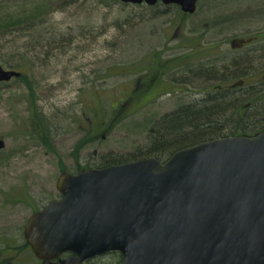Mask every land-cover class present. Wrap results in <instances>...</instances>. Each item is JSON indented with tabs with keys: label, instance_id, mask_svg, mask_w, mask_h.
I'll return each instance as SVG.
<instances>
[{
	"label": "rangeland",
	"instance_id": "obj_1",
	"mask_svg": "<svg viewBox=\"0 0 264 264\" xmlns=\"http://www.w3.org/2000/svg\"><path fill=\"white\" fill-rule=\"evenodd\" d=\"M37 10L43 15L32 24H21L25 29H10L0 35V62L7 69L25 73L32 80L36 97V102L30 103L31 92L21 80L0 83L1 264L28 261L27 254L20 255L26 247L21 245V251L15 253L19 248L6 247L4 237L16 234V228L32 215V209L60 199L56 186L62 172L58 156L28 134L34 107L47 118L55 148L69 173L75 174V157L82 165L95 168L103 155L121 156L146 145L155 118L183 104L201 105L199 82L193 81L190 93H185L189 96H164L142 110L108 119L111 106L121 102L122 110L134 88L136 76L124 74V68L146 60L145 54L153 46L166 44L167 36H174L177 43L178 37L197 35L204 28L199 24L203 16L212 24L205 28L207 84L245 80L234 92L203 91V103L219 96L222 109L227 108L226 120L220 121L219 127L230 132L236 124L232 112L241 111L242 105L243 112L251 117L256 108L261 111L264 107V82L249 85L264 74V38L238 48L230 43L236 38L264 36V0H203L177 37L171 12L112 0H0V21L5 22L4 16L9 14H33ZM217 33L223 38H215ZM175 43L166 46L174 48ZM232 58L236 59L238 72L234 77L226 74ZM249 101L259 103L249 105ZM83 135L84 140L92 138L93 143L75 154L74 146ZM91 264L99 263L92 260Z\"/></svg>",
	"mask_w": 264,
	"mask_h": 264
},
{
	"label": "water",
	"instance_id": "obj_2",
	"mask_svg": "<svg viewBox=\"0 0 264 264\" xmlns=\"http://www.w3.org/2000/svg\"><path fill=\"white\" fill-rule=\"evenodd\" d=\"M120 1L193 13L198 0ZM20 76L0 62V83ZM56 186L61 198L25 227L39 259L69 253L54 264H84L119 252L121 264H264V131L207 140L165 161L63 171Z\"/></svg>",
	"mask_w": 264,
	"mask_h": 264
},
{
	"label": "trees",
	"instance_id": "obj_3",
	"mask_svg": "<svg viewBox=\"0 0 264 264\" xmlns=\"http://www.w3.org/2000/svg\"><path fill=\"white\" fill-rule=\"evenodd\" d=\"M115 2H120L119 0H112ZM122 3V2H120ZM43 15V11H38L36 13H29L21 11L18 14H9L4 16V21H0V35L6 34L11 31L14 32L17 28L25 29L24 26H21L24 22L31 23L34 20H37V17ZM27 26V25H26ZM258 38H264V36L254 35ZM126 66L125 72L126 74H134L137 73L138 68L137 64L133 65V68H127ZM17 80H21L26 84L28 89L30 90V94L32 99L30 103L36 102V97L34 98L32 80L22 72L21 76L15 78ZM264 92V91H263ZM131 95H135L134 91H131ZM136 98V97H135ZM129 99L126 98V102ZM222 102L219 96L211 97L208 102H204L201 105H191L182 110L177 111L176 113L166 115L164 118L159 119L157 122L153 123L150 126V130L148 133V142L146 145L139 146L134 150L122 154L121 156L116 153H109L107 155H103L102 161L95 168L104 167L112 164H120L128 161L137 160L145 157H156L160 161L168 159L174 152L180 150L187 146H192L203 142L208 139L221 137V136H236V135H248L254 136L264 130V107L261 111H258L260 107L256 108L255 116L251 119V116H248L247 113L241 110L238 114H236L237 110L232 112L233 119H235L236 123L233 129L230 132H227L224 128L219 127L220 121H225L227 113V108L222 109ZM257 101L256 104H258ZM121 102L116 103L111 106V113L108 119L119 117V113L121 111ZM233 104V101L231 102ZM234 106V105H233ZM258 106V105H257ZM138 102H135L131 106H124L122 108L121 115H127L130 112H134L137 110ZM116 110V112H115ZM231 108L228 109V111ZM115 112V113H114ZM243 112V113H242ZM129 116V115H128ZM128 116L121 119L117 124L122 123ZM232 119V120H233ZM29 136L31 138L36 139L42 145H44L49 151L55 153L59 159V167L61 171H68V168L62 163V156L57 152L55 148V144L49 131L48 120L45 116H42L34 107L33 116L30 119L29 126ZM93 143V139L86 138L84 140L83 137L78 140V142L74 146V153L77 154L83 148ZM169 153V154H168ZM75 171L74 173L82 172L88 168H91L90 165H82L80 163L79 157H75ZM95 260L99 264H121L123 261V256L119 252H110L106 255L99 256L93 258L84 264H91V261Z\"/></svg>",
	"mask_w": 264,
	"mask_h": 264
},
{
	"label": "flooded vegetation",
	"instance_id": "obj_4",
	"mask_svg": "<svg viewBox=\"0 0 264 264\" xmlns=\"http://www.w3.org/2000/svg\"><path fill=\"white\" fill-rule=\"evenodd\" d=\"M201 1L203 0L197 1L196 10L193 13L184 12L182 8L177 4H165L162 1H158L154 5H149L146 2L135 5L146 6L148 8H155L158 9L159 11L166 13L171 12L173 15V17L171 18V24L173 25L174 29L177 30L176 33H174L175 37H177V34L182 31V28L186 29L187 27L186 21L192 16H194V14L197 12L198 6ZM204 7L205 5H203V8ZM199 24L201 27L203 24L204 28L201 31H198L197 35L184 37V38L178 37L177 43H175L176 38H173L174 36L173 37L167 36L166 38H164L166 44L161 43L158 46H153L149 50V52L145 54L146 56H148V58L146 60L144 59L145 61L142 60L141 61L142 63L139 62L137 64L138 71L137 73L134 72V75L136 76L137 80L135 79V82L132 85V87L134 88L131 91H134L135 95L137 96L131 95L130 100L129 101L127 100L128 102H126L124 106L129 107L133 105L135 102H138L137 110H142L147 106L154 104L164 96H170L174 98L181 94L190 93L189 88L192 87L193 81L199 82V90L202 94L200 101L202 104L203 91L209 92V89H215L216 91L234 92L238 84L245 83V80H241L240 82H237L238 80L237 81L233 80L231 82L226 81V82H219L218 84H211V85L207 84L205 72L207 67L206 61L208 59L207 58L208 56L206 54V51L208 50V45L206 46L208 40V33L205 28L210 27L212 24L204 16H203V23L201 21ZM219 35H220L219 38L222 39L223 35L221 33H217V35L214 37L217 38V36ZM215 38H213L212 40H214ZM242 39L244 38L232 39L230 41L232 48L247 46L248 44L257 41L258 37L256 36L250 37V39L252 40L249 42L245 39L244 40ZM202 41H203V45L201 44ZM170 42H174L176 44L175 46H173L174 48H169V46H166L169 45ZM215 45L217 47L219 43L216 42ZM212 48L214 47H211V49ZM195 53L197 54V56ZM232 59H233V63L226 65L227 67L226 70H228L226 71V74L230 73L234 77L237 72V67L235 65L236 59L235 58ZM194 70L197 72L196 74L193 73ZM221 76H223V74H221ZM107 77L110 78L111 75ZM263 82H264V74L262 75V79H260L258 82L253 81L250 82L249 85L254 87L256 86L255 85L256 83H263ZM185 96H189V95L185 94ZM251 99L252 98H250V101ZM250 101H249V105L256 104V103L250 104L251 103ZM189 105L190 104L188 105L183 104L182 106H178L176 109L162 115L161 117L155 118L156 120H154L153 123L157 122L159 119L164 118L166 115L176 113L177 111L182 110L188 107ZM242 107L243 108L241 109L244 111L245 108L244 105H242ZM239 108L240 106L238 102L237 109ZM239 113L241 112L240 111L236 112V114L238 115ZM121 114H122V110L120 111L119 115ZM44 208H38V209L34 208L32 209L33 210L32 214L39 211V209H44ZM27 221L28 219L22 222V224H20L16 228V234L4 237V242L6 243V247H8L9 249L19 248L18 250L15 251V253L21 251L22 248L21 245L26 247L25 251L20 252L21 256H25L27 254L28 261L26 260L24 264H29V263L54 264L56 262L61 261L62 258H65L69 255V253L63 254L59 257V259L53 261L42 260L37 258L34 255L31 246L29 245L25 237V225ZM15 261L18 260L15 259L14 262ZM0 264H1V260H0ZM10 264H12V262Z\"/></svg>",
	"mask_w": 264,
	"mask_h": 264
},
{
	"label": "bare ground",
	"instance_id": "obj_5",
	"mask_svg": "<svg viewBox=\"0 0 264 264\" xmlns=\"http://www.w3.org/2000/svg\"><path fill=\"white\" fill-rule=\"evenodd\" d=\"M251 119H252V117H251Z\"/></svg>",
	"mask_w": 264,
	"mask_h": 264
}]
</instances>
